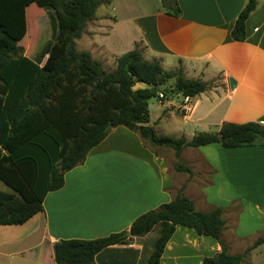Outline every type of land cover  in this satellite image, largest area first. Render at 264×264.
Here are the masks:
<instances>
[{"label":"crops","instance_id":"0c3cea01","mask_svg":"<svg viewBox=\"0 0 264 264\" xmlns=\"http://www.w3.org/2000/svg\"><path fill=\"white\" fill-rule=\"evenodd\" d=\"M161 1L110 0L109 14L99 10L101 4L76 39L77 50L88 51L103 67L111 63L114 69L117 57L139 47L144 59L158 60L167 71L181 69L186 78L219 81L188 105L169 87L164 100L157 98L161 110L153 114L149 109V124L157 134L167 135L168 122L179 116L180 133L175 137L187 139L198 132H217L227 122L264 125V0H257L246 19L242 41L233 40L231 30L247 0H177L178 16L167 14ZM229 78L235 81L232 89ZM180 159L191 168V178L207 183L200 185L174 170L173 150L153 146L125 126L112 127L83 163L65 172L63 185L45 195L42 211L22 224L0 225V264H56L53 248L58 240L94 239L127 230L136 217L172 200L183 185L195 208L201 194V204L222 208V216L233 214L229 226L235 237L263 234L264 146L184 147ZM223 219L222 233L228 226ZM193 236L211 238L177 226L160 264H191L194 254L172 249ZM157 237L154 229L128 243L105 247L95 254V264H146ZM263 247L256 246L248 255L250 264H261L255 256L264 261Z\"/></svg>","mask_w":264,"mask_h":264},{"label":"trees","instance_id":"16d2710c","mask_svg":"<svg viewBox=\"0 0 264 264\" xmlns=\"http://www.w3.org/2000/svg\"><path fill=\"white\" fill-rule=\"evenodd\" d=\"M108 0H0V225H18L42 211L45 195L59 189L66 171L83 163L91 148L109 130L125 126L153 146L173 150V169L192 175L180 159L184 147L218 143L226 149L264 146V125L254 121L224 123L217 132H198L191 138L157 134L149 124V100L172 92L192 98L209 82L186 78L181 69L167 71L158 60H146L135 47L116 58L107 71L88 51L76 48L96 9ZM49 9L51 39L34 58L23 54L18 41L26 30L30 4ZM165 12L181 13L177 0L161 1ZM257 0H247L239 12L231 37L245 39V22ZM137 83L142 86L137 87ZM110 125L107 131L104 128ZM222 139V140H221ZM155 209L136 217L127 230L94 239H61L54 243L56 264H95L105 247L128 243L157 229L158 237L146 264H160L177 226L198 236L213 238L220 250L204 256L200 264H242L248 253L264 243L258 236L242 253H229L222 239L223 210H198L182 192Z\"/></svg>","mask_w":264,"mask_h":264},{"label":"rangeland","instance_id":"374dc122","mask_svg":"<svg viewBox=\"0 0 264 264\" xmlns=\"http://www.w3.org/2000/svg\"><path fill=\"white\" fill-rule=\"evenodd\" d=\"M109 2L110 0H108L107 3L102 4L101 9L99 10H101L102 12H105V14H109L110 13L109 7L106 6V4H109ZM49 13H50L49 9L45 10V9L39 8L34 3L28 5L26 8V30H25V33L22 35L21 39L18 41V45H20L23 48V54H25L26 56L30 58H34L38 54V52L41 50V48L45 46L46 43L51 39L52 28H51ZM164 67H167V66H164ZM104 68L107 71H110L113 69L111 67V63H106V66H104ZM218 83L219 81L218 82L212 81L211 83L209 82L208 88L206 90H210L212 87L217 86ZM138 84L139 86H141V83H137V85ZM171 86H173V81L168 80L162 87L169 88ZM178 98L183 100V95L180 93ZM149 109L153 112V114H154V111L161 110V106L158 103L157 97H153L149 100ZM180 119L181 117L179 116L177 119L175 118L173 122L171 121L168 122L166 126L167 135L172 136V137L179 135L180 132H178L176 129L178 128L179 123L181 122ZM175 120H177V122ZM169 150H172V149L169 148ZM198 157H199L198 155L194 156V159L198 160ZM199 164L203 168L205 167L204 166L205 164L202 165L203 164L202 162H199ZM194 169L195 171L198 170V172L196 171V174H200L199 173L200 169H198L197 166H194ZM186 175L187 174H185V176ZM189 179H191V181L198 182V184L200 185L207 183L206 179L205 180L201 178L193 179L191 178V176ZM0 186L3 189L6 188L3 184H1ZM193 191H195L194 188H193ZM197 193L200 194L199 192ZM197 196L198 195H195L196 198ZM202 200H203V195L200 194L198 200L196 201L197 203L196 208H201V209H206V210L208 208L210 209L208 205L201 204ZM223 217L226 219V223L228 224V226L225 227L224 232L222 233V239L227 244V249L229 253H242L245 250V248L249 246L250 244H252L253 241L260 235L256 233L254 235L248 236L245 239H242L240 237H235L234 235H232L231 225L229 226L231 221H235L234 215L233 214L230 215L228 212H226L225 215H223ZM248 222L252 224V221L250 219L248 220ZM256 223L257 222H255V224ZM262 235H264V232ZM227 237H228V240L226 241L225 238ZM253 249L248 253V255H250L251 252L254 251ZM167 250L170 251V248H168ZM175 250L194 254L193 255L194 257L191 258L189 262L191 264H196V262L199 259H201V257L205 255H212V254L217 253L219 251V247L216 244V241H214L211 238H203V237L198 238L196 236L195 237L193 236V238L192 237L188 238L187 243L181 244L180 246H176L172 249V251H175ZM248 255L243 260L242 262L243 264H250L248 262L249 260ZM255 261L261 264L264 263V261L259 260V258L256 256H255Z\"/></svg>","mask_w":264,"mask_h":264},{"label":"built area","instance_id":"2783aa9c","mask_svg":"<svg viewBox=\"0 0 264 264\" xmlns=\"http://www.w3.org/2000/svg\"><path fill=\"white\" fill-rule=\"evenodd\" d=\"M165 98H166V95L163 92H159L158 99L164 100ZM191 102H192V97H190V96H184L183 97V104L188 105V104H191ZM184 108L187 109L188 107L186 108V106H184Z\"/></svg>","mask_w":264,"mask_h":264},{"label":"water","instance_id":"95a60500","mask_svg":"<svg viewBox=\"0 0 264 264\" xmlns=\"http://www.w3.org/2000/svg\"><path fill=\"white\" fill-rule=\"evenodd\" d=\"M228 84H229V87L232 89L234 88L235 86V81L232 79V78H229L228 80ZM169 94V93H168ZM110 128V125H107L105 128H104V131H107L108 129ZM222 140V139H221Z\"/></svg>","mask_w":264,"mask_h":264},{"label":"bare ground","instance_id":"6f19581e","mask_svg":"<svg viewBox=\"0 0 264 264\" xmlns=\"http://www.w3.org/2000/svg\"><path fill=\"white\" fill-rule=\"evenodd\" d=\"M162 103V102H161Z\"/></svg>","mask_w":264,"mask_h":264}]
</instances>
